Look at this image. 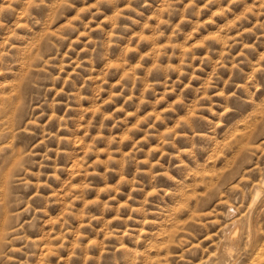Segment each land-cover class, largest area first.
<instances>
[{"label":"rangeland","instance_id":"rangeland-1","mask_svg":"<svg viewBox=\"0 0 264 264\" xmlns=\"http://www.w3.org/2000/svg\"><path fill=\"white\" fill-rule=\"evenodd\" d=\"M0 264H264V0H0Z\"/></svg>","mask_w":264,"mask_h":264},{"label":"bare ground","instance_id":"bare-ground-1","mask_svg":"<svg viewBox=\"0 0 264 264\" xmlns=\"http://www.w3.org/2000/svg\"><path fill=\"white\" fill-rule=\"evenodd\" d=\"M234 237V236H233Z\"/></svg>","mask_w":264,"mask_h":264}]
</instances>
